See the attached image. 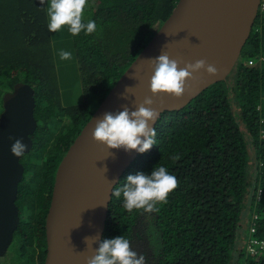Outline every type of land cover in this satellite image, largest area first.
I'll list each match as a JSON object with an SVG mask.
<instances>
[{"label":"trees","instance_id":"1","mask_svg":"<svg viewBox=\"0 0 264 264\" xmlns=\"http://www.w3.org/2000/svg\"><path fill=\"white\" fill-rule=\"evenodd\" d=\"M177 1L90 3L84 20H94L96 31L71 34L82 102L62 107L44 4L0 0V111L2 95L26 82L34 88L37 122L32 147L20 158V220L12 241L20 259L43 264L45 217L62 157L90 105L98 106ZM154 128L156 144L136 156L115 187L155 166L166 167L179 185L153 212L130 213L123 195H112L102 240L122 235L145 264H264L262 249L246 248L250 239L264 241V1L226 78L183 108L164 111Z\"/></svg>","mask_w":264,"mask_h":264},{"label":"water","instance_id":"2","mask_svg":"<svg viewBox=\"0 0 264 264\" xmlns=\"http://www.w3.org/2000/svg\"><path fill=\"white\" fill-rule=\"evenodd\" d=\"M262 0H178L171 13L148 43L120 75L92 111L64 156L54 178L45 217L46 254L43 264H87L102 240L111 190L139 154L136 150L109 149L92 137L97 119L125 106L135 110L146 96L158 117L164 111L183 108L209 85L226 78L248 40ZM166 52L184 67L204 59L218 72L204 69L186 80L181 97L168 93L153 95L149 81L150 58ZM147 107V105H146ZM34 88L16 82L2 95L0 111V256L13 241L20 217L15 202L24 166L11 147L20 140L27 153L36 128ZM106 169V171H105ZM85 237H90L85 242Z\"/></svg>","mask_w":264,"mask_h":264},{"label":"clouds","instance_id":"3","mask_svg":"<svg viewBox=\"0 0 264 264\" xmlns=\"http://www.w3.org/2000/svg\"><path fill=\"white\" fill-rule=\"evenodd\" d=\"M44 3L45 0H41V4ZM88 3L89 0H48V30L57 32L63 26H67L73 36L81 32L86 35L95 32V21L84 20ZM60 58L68 60L71 58V53L62 50ZM148 60L153 67L149 81L153 95L168 93L181 97L187 86L186 80L192 79L193 73L201 69L211 75L218 72L214 65L208 64L204 59L186 63L181 68L178 61L171 59L166 52H161L159 56ZM153 103V99L146 96L135 110L125 106L117 113L103 114L102 118L96 120L92 131L93 139L109 149L123 148L125 151L136 150L139 153L150 150L156 144V130L152 124L158 117L157 110L151 107ZM25 147L20 140H16L11 151L17 157H21ZM172 159L178 160L179 156H174ZM126 179L127 182L122 188L115 187L111 190V195L119 198L122 194L123 207L130 213L134 209L145 212L159 211L156 205L167 203L169 193L179 185L176 176L170 174L164 166H155L151 174L138 172L128 175ZM89 239L90 237H85V242L87 243ZM87 264H145V257L142 254L138 255L132 249L130 241L121 235L101 240L95 254L87 258Z\"/></svg>","mask_w":264,"mask_h":264},{"label":"rangeland","instance_id":"4","mask_svg":"<svg viewBox=\"0 0 264 264\" xmlns=\"http://www.w3.org/2000/svg\"><path fill=\"white\" fill-rule=\"evenodd\" d=\"M94 1L95 0L89 1L86 10H89L90 3H93ZM44 6L47 16L48 0H45ZM90 13L91 10L84 12V17L88 16ZM47 20H48V16H47ZM49 36H50L51 50L54 58L55 71L57 76L59 104L62 107H65V106L81 103L82 90L80 83V75H79L77 59L75 56V51L72 43L71 33L68 31L67 26H63L60 31L57 32L49 31ZM62 50L70 52L71 58L68 60L61 59L60 52ZM95 103L96 101L93 102V105H90L89 108L90 110L93 111L97 107V106L95 107ZM64 119H65L64 121H66L67 118ZM12 244L13 243L11 242L4 256L0 257V264H32V263L35 264L34 261L31 262L17 257V252L14 251V249L12 248Z\"/></svg>","mask_w":264,"mask_h":264},{"label":"built area","instance_id":"5","mask_svg":"<svg viewBox=\"0 0 264 264\" xmlns=\"http://www.w3.org/2000/svg\"><path fill=\"white\" fill-rule=\"evenodd\" d=\"M264 0H262V3H263ZM262 3H261V6H260V9L262 8ZM248 63H252V60H248L247 61ZM253 229V228H251ZM247 251L249 253H256L257 252V248H260L264 251V241H257L255 239H250L249 242L247 243Z\"/></svg>","mask_w":264,"mask_h":264},{"label":"flooded vegetation","instance_id":"6","mask_svg":"<svg viewBox=\"0 0 264 264\" xmlns=\"http://www.w3.org/2000/svg\"><path fill=\"white\" fill-rule=\"evenodd\" d=\"M12 88H13V86H12ZM12 88H11V89H12ZM9 91H11V90H9Z\"/></svg>","mask_w":264,"mask_h":264}]
</instances>
